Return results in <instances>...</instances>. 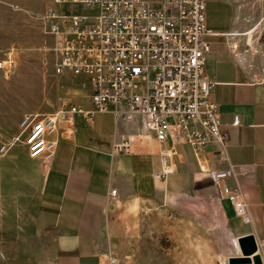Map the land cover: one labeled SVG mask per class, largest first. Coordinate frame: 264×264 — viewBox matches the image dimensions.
I'll list each match as a JSON object with an SVG mask.
<instances>
[{"label": "crops", "instance_id": "crops-1", "mask_svg": "<svg viewBox=\"0 0 264 264\" xmlns=\"http://www.w3.org/2000/svg\"><path fill=\"white\" fill-rule=\"evenodd\" d=\"M238 1L206 0L208 28L218 34L211 38L206 72L217 82L213 100L220 107L226 142L199 154L187 146L179 147L173 173L165 180L156 178L164 147L141 127L140 120L118 119L115 108L92 121L76 117L74 127L60 124L50 137L57 143L53 159L31 158L22 142L20 123L35 112L18 114L15 107L23 103L12 98V88L11 97L0 92V140L13 143L19 138L10 152L0 156L1 253L17 264H108L105 231L115 204L182 197L221 206L223 224L237 240L253 235L264 264V80L251 77L232 48L239 32ZM43 3L47 5L39 18L45 39H38L44 45L41 50L53 53L58 39L49 33L50 22L45 19L49 9L59 14L65 9L55 7L51 0ZM35 5L34 0H0V51L13 43L22 45L12 20L18 18L19 10L27 12ZM2 13L10 18L1 22ZM32 67L18 66L13 80L45 84L39 69ZM20 71L30 73L26 81ZM89 88L90 98L92 82ZM77 89L69 84L63 91ZM58 98L76 103V96ZM235 116L241 120L237 127L233 126ZM122 140H130L129 151L113 155V144ZM228 168L234 171L228 185L241 190L248 223L236 216L230 201L220 198L206 173L207 169ZM240 220L242 226L235 229L237 223L233 222Z\"/></svg>", "mask_w": 264, "mask_h": 264}, {"label": "built area", "instance_id": "built-area-1", "mask_svg": "<svg viewBox=\"0 0 264 264\" xmlns=\"http://www.w3.org/2000/svg\"><path fill=\"white\" fill-rule=\"evenodd\" d=\"M55 7L83 6L74 16L49 9L45 22L57 37L53 48L55 74L86 75L92 82L89 106H78L68 98L59 99L57 112L39 119L29 115L20 123L23 143L31 158L51 160L57 143L50 140L60 124L74 127L76 117L86 121L115 108L118 119L140 120L141 127L164 147L161 171L165 180L173 173L179 147L196 154L226 142L220 107L213 100L217 82L207 75L211 50L206 18V0H51ZM236 49V46H232ZM10 52L0 62L5 75L13 72ZM239 116L233 126H239ZM0 140V156L15 142ZM130 140L115 142L112 154L129 151ZM221 199L230 201L236 216L250 221L239 188L230 187L233 168L206 170ZM117 191H112L115 197ZM109 264L117 261L105 255ZM0 259L5 255L0 252Z\"/></svg>", "mask_w": 264, "mask_h": 264}, {"label": "rangeland", "instance_id": "rangeland-1", "mask_svg": "<svg viewBox=\"0 0 264 264\" xmlns=\"http://www.w3.org/2000/svg\"><path fill=\"white\" fill-rule=\"evenodd\" d=\"M43 1L34 0L36 5L32 10H27L28 13L19 10L18 18L12 20L19 29L18 41L22 45L17 42L8 46L11 49L8 53L14 54L13 72L6 76L0 71L2 96L11 97L12 88V98L23 103L15 107L17 113L33 111L40 115L39 119L59 110L58 96H76L75 105L78 106L91 104L90 77L56 75L55 56L41 50L44 45L38 36L45 37L41 33L43 24L39 17L47 5ZM236 5V28L239 32L233 43L236 46L234 53L251 77L264 80V0H239ZM84 12L80 5H71L64 10L67 16ZM9 16L2 13L1 22ZM8 49L0 51V62L7 57L4 53ZM32 65L35 66L32 68L39 69L45 84H18L13 80L18 66L28 68ZM20 72L26 81L30 73ZM69 84H75L78 91H63ZM112 109L113 106H109L107 112L94 118L108 114ZM221 214V206H208L199 200L182 197L169 200L155 197L150 202L141 203L133 199L128 203L115 204L105 231L110 247L106 255L115 259L117 264H229L230 258L240 256V249L236 236L223 224ZM233 224L235 229L242 226L241 220ZM0 264L17 263L11 262L6 255L5 259H0Z\"/></svg>", "mask_w": 264, "mask_h": 264}, {"label": "water", "instance_id": "water-1", "mask_svg": "<svg viewBox=\"0 0 264 264\" xmlns=\"http://www.w3.org/2000/svg\"><path fill=\"white\" fill-rule=\"evenodd\" d=\"M240 256L229 259V264H262L258 254V244L253 235L245 236L237 240Z\"/></svg>", "mask_w": 264, "mask_h": 264}]
</instances>
